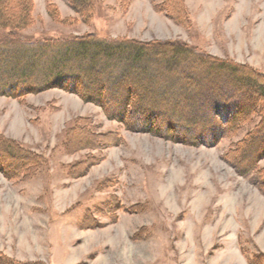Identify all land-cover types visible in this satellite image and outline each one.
<instances>
[{"label":"rangeland","instance_id":"374dc122","mask_svg":"<svg viewBox=\"0 0 264 264\" xmlns=\"http://www.w3.org/2000/svg\"><path fill=\"white\" fill-rule=\"evenodd\" d=\"M32 2L23 43L0 52V74L19 78L20 64L43 50L35 74L46 78L70 45L63 41L86 34L181 42L264 73V0H130L125 7L94 0L79 9L84 15L66 0ZM7 35L0 29V42ZM80 60L71 61L83 77L94 71ZM116 75L113 69L105 80ZM172 82L165 81L173 93ZM212 82L218 91L209 96L224 125L239 94L215 74ZM252 119L219 139L205 129L189 144L131 130L62 87L0 94V167L16 174L0 170V252L32 264H264V157L254 167L250 157L236 158L260 120ZM8 139L35 156L14 153ZM24 159L38 165L35 176L14 171Z\"/></svg>","mask_w":264,"mask_h":264},{"label":"trees","instance_id":"16d2710c","mask_svg":"<svg viewBox=\"0 0 264 264\" xmlns=\"http://www.w3.org/2000/svg\"><path fill=\"white\" fill-rule=\"evenodd\" d=\"M66 1L84 15L85 12L80 10H90L94 0ZM129 2L121 0V5L125 7ZM32 7V0H0V29L9 34L7 37L10 36L5 43L0 42V52L10 49L14 44L23 43L19 34L32 22ZM84 17L89 18V13ZM63 44L70 45L63 51L65 54L58 55L53 66L55 70L52 68L53 72L50 71L46 78L35 74L36 59L40 57L41 50L25 65L19 63L22 71L19 78L8 76V69L0 74V94L20 98L29 91H37L45 86L62 87L78 93L85 101L102 106L109 118L131 130L150 132L189 144L197 143L196 139L205 133V129L217 130L216 139H219L222 130L225 134L239 128L241 123L253 120L255 116L260 120L237 145L236 151L240 154L236 158L239 157L242 164L245 163L242 162L245 157H250L252 160L246 163L254 167L264 157V73L246 64L203 56L181 42L153 45L130 40H102L86 34L68 42L63 41ZM51 45L54 43L44 47ZM71 45L76 47L72 49ZM71 54L76 58L70 57ZM77 58H81L85 68L92 67L94 71L83 77L78 68L73 67L77 65L71 61ZM188 60L193 62L185 65ZM113 69H117L118 75L105 80ZM214 74L229 87H234L239 94L238 109L224 125L216 118L209 96V91H218L210 88ZM144 78L150 82L148 86ZM169 78L175 87L173 93L165 83ZM157 80L161 85L156 84ZM5 142H8V148L12 146L14 153L21 157L35 156L25 152L15 140L8 139ZM17 162L13 166L14 171L19 172L24 167L28 172L32 169L30 176L36 175L38 165L33 159ZM0 170L11 179L16 175L3 167ZM22 172L24 175L25 171ZM261 172L264 173V170ZM263 177L261 183L264 188ZM253 262L254 259L249 260V264ZM0 264L32 263L18 262L0 252Z\"/></svg>","mask_w":264,"mask_h":264}]
</instances>
